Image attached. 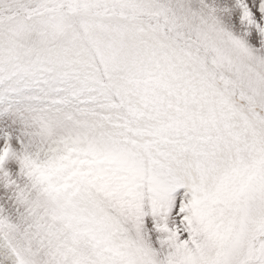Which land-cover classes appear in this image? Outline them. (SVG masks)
<instances>
[{"label":"snow or ice","instance_id":"snow-or-ice-1","mask_svg":"<svg viewBox=\"0 0 264 264\" xmlns=\"http://www.w3.org/2000/svg\"><path fill=\"white\" fill-rule=\"evenodd\" d=\"M0 264H264V0H0Z\"/></svg>","mask_w":264,"mask_h":264}]
</instances>
